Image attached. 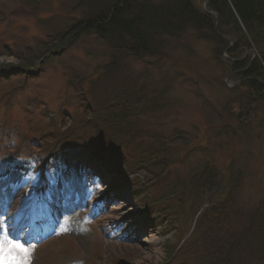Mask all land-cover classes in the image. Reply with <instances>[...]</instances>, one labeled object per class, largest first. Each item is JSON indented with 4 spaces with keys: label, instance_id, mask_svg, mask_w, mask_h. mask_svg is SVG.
Listing matches in <instances>:
<instances>
[{
    "label": "rangeland",
    "instance_id": "374dc122",
    "mask_svg": "<svg viewBox=\"0 0 264 264\" xmlns=\"http://www.w3.org/2000/svg\"><path fill=\"white\" fill-rule=\"evenodd\" d=\"M78 1L0 0V235L27 246L30 264H194L195 249L184 240L209 199L218 203L226 191L192 194L185 183L194 173L205 165L221 176L228 171L238 177L232 195L237 208L264 204V94H253L244 85L250 81L241 79L245 71L233 70L257 53L251 40L217 34L226 41L223 48L185 33L165 40L161 60L127 58L125 73L147 93L134 110L147 115L136 114L132 128L146 139L165 140L158 146L164 145L168 165L161 169L126 157L107 168L102 159L109 153L100 145L112 129L127 130L108 106L106 82H97L115 81L112 70H103L110 64L107 48L90 36L50 59L41 54L55 51L57 32L81 20ZM194 1L203 8L202 0ZM20 60L28 68L10 72ZM106 111L112 115L104 120ZM90 131L102 136L91 153L79 145L54 162V148L81 143L77 137ZM150 141L128 139L135 151L155 143ZM27 142L21 153L12 152ZM47 146L51 150L37 167L34 157ZM46 159L48 168L42 167ZM179 181L185 203L176 206L170 194ZM154 193L157 203L146 205ZM20 194L29 200L16 215V228L11 223ZM198 194L202 200L191 201ZM143 208L165 210L171 222L160 216L157 224L146 221Z\"/></svg>",
    "mask_w": 264,
    "mask_h": 264
},
{
    "label": "trees",
    "instance_id": "16d2710c",
    "mask_svg": "<svg viewBox=\"0 0 264 264\" xmlns=\"http://www.w3.org/2000/svg\"><path fill=\"white\" fill-rule=\"evenodd\" d=\"M205 1L207 12L194 0H79L78 8L82 13L81 20H75L64 31L57 32L56 38L51 43L54 45L55 51L48 52L47 50L45 53H41L44 58L50 59L52 54H59L60 50L64 51L90 36L103 43L107 48L110 64L103 70L106 68L112 70V78L115 81L107 83V80L97 77V82H106V88L103 91L110 92L107 98L111 101V104H107L113 110L112 114H118L116 118L122 120L127 127V130L123 132L116 128L112 129L108 135L111 134L109 140L112 137L113 142L110 144L107 139V143L100 145L108 150L109 156L102 159L105 164L110 163H108V167L109 165L115 167L116 163L121 162L124 158L138 162L145 161L149 165L154 163L161 169L168 165L164 145L158 146L161 142L165 143V140L151 135L146 139L143 134L134 129L135 127L132 128L131 123L136 120L135 115L137 114L134 110L139 109L137 108L140 106L139 104L145 102L147 93H144L143 88H135L136 82L128 78V74L125 73L126 67L123 65L127 58H132L133 61L143 58L161 60L167 39H177L185 33H193L199 35V38L209 40V42H217L218 45H216L223 48L227 47L226 41L220 39L217 34L223 37L232 36L243 43L251 40L248 44L254 48L257 57L253 61L250 60V63H242L235 69L233 67V70L245 71L242 72L241 79L250 81L244 85L249 87L253 94L257 96L264 94V87L260 84L264 83V0ZM210 12L214 13V16ZM215 22L218 24L217 28ZM25 61L20 60L17 67H10V72H24V69L28 68ZM38 64L37 61L35 65ZM36 73L37 71H35ZM91 94L94 95L93 92ZM95 103L97 104L96 100ZM144 107L145 110H148L149 106L145 105ZM109 112L106 111L101 115L105 116L104 120L112 115ZM83 113H86V108ZM139 115L147 114H137V119ZM110 126V124H106V127ZM95 135H98L97 131L95 133L90 131L87 135L77 137L81 143H64L62 146L54 148L52 153L55 157H60L61 154H65L69 149L79 145L85 151L90 152V149L100 141L101 134L97 137ZM133 138L141 141L145 139L148 143L152 140L155 143L148 145L144 142L145 147H141L139 151L136 149V152L132 148L133 146L130 148V142H128V139ZM28 143L18 146L16 150L12 149V152L21 153L22 147L25 144L29 146L30 143ZM49 150L51 149L47 146L46 149L37 152L35 155L37 164ZM135 157L137 158L133 159ZM99 159L100 157H97V160ZM227 174L221 176L218 172L210 173V168L205 165L200 169V173H194L186 181L185 188L186 190H189V187L192 188V194L201 190L205 191L204 189L220 192L226 189V191L221 194L215 192L216 195L220 194L221 199L218 203L209 199V205L198 215L192 233L184 240L183 245L195 249L196 261L194 264H264V204L261 203L253 210L237 208V205L233 204L232 195L234 194L233 182L238 177L234 178ZM183 185V181H179L175 184L178 190L170 194L176 206L185 203L183 202L185 201L183 200L184 194L182 196L185 189L180 188ZM235 188L237 187L235 186ZM154 195L156 193L150 195L149 200L145 202L146 205L157 203ZM189 198H192L191 195ZM199 198L198 194L196 197L193 196L191 201L197 202ZM152 209L143 208L147 214L146 218L148 217L151 221L154 219L155 224L159 223L160 218L164 219L162 222L167 221V224H169V220L171 222V219L166 218L165 212L167 211L159 213L152 212ZM197 213L195 212V214Z\"/></svg>",
    "mask_w": 264,
    "mask_h": 264
},
{
    "label": "snow or ice",
    "instance_id": "6c2138e0",
    "mask_svg": "<svg viewBox=\"0 0 264 264\" xmlns=\"http://www.w3.org/2000/svg\"><path fill=\"white\" fill-rule=\"evenodd\" d=\"M30 258L27 246L0 235V264H30Z\"/></svg>",
    "mask_w": 264,
    "mask_h": 264
},
{
    "label": "bare ground",
    "instance_id": "6f19581e",
    "mask_svg": "<svg viewBox=\"0 0 264 264\" xmlns=\"http://www.w3.org/2000/svg\"><path fill=\"white\" fill-rule=\"evenodd\" d=\"M18 190L15 189L13 193H11L12 195H17ZM19 197L15 199V201L17 202V204L15 205L14 209H13V213H14V218L15 221L17 220L16 217V212L19 211L23 206L27 205L28 200H29V194H20L18 195ZM58 196V195H57ZM20 199V200H19ZM20 201V202H19Z\"/></svg>",
    "mask_w": 264,
    "mask_h": 264
},
{
    "label": "water",
    "instance_id": "95a60500",
    "mask_svg": "<svg viewBox=\"0 0 264 264\" xmlns=\"http://www.w3.org/2000/svg\"><path fill=\"white\" fill-rule=\"evenodd\" d=\"M206 6V2L204 1V7Z\"/></svg>",
    "mask_w": 264,
    "mask_h": 264
}]
</instances>
